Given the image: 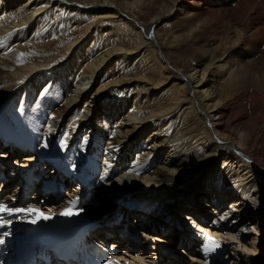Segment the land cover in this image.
Wrapping results in <instances>:
<instances>
[{
    "label": "bare ground",
    "instance_id": "1",
    "mask_svg": "<svg viewBox=\"0 0 264 264\" xmlns=\"http://www.w3.org/2000/svg\"><path fill=\"white\" fill-rule=\"evenodd\" d=\"M205 1L210 0H172L164 14L155 0H0V34L6 40L0 59L8 62L0 68V150H5L0 152V205L28 210L11 215L0 211V264L10 255L21 260L20 250L30 244L48 256L51 249H44L42 240L64 233L69 237L66 245L85 247L90 256L99 252L89 264H155L157 253L137 249L122 233L132 216L143 223L147 231L142 237L154 242L153 251H160L167 240L149 222L161 230L178 228L191 239L201 258H192V264H210L225 250L238 257L235 264L260 263L261 229L254 216L264 209V0H234L229 9L211 8L219 14L203 13ZM154 5L158 10L150 15ZM178 5L188 31L164 37L165 43L157 40L156 26ZM45 12L55 16L40 33L32 26ZM70 12L76 15L63 39L43 35L58 24L56 16ZM219 16L229 31L221 39L202 42L216 34ZM103 21L118 23L112 29L127 34L152 33L155 45L163 49L181 40L197 54L198 63L173 68L166 59L155 65L151 58L136 79L123 69L114 71L110 64L122 48L105 41L112 36L107 28L98 30L97 37L88 35L92 25ZM5 28L9 31L3 32ZM78 45L80 53L72 54ZM228 49L236 51L232 58ZM243 49L254 59L244 57ZM170 81L172 92L157 96L154 88ZM50 89L58 90L66 110L83 102L61 130L62 117L50 101L47 123H28L24 115L30 99H47ZM140 91L146 93L142 98ZM47 166L54 167L48 176ZM54 181L60 186L74 182L64 200L60 188L53 191ZM34 182L37 187L25 203L23 188ZM121 205L129 215H120ZM98 209L109 221L96 225L100 229L95 226L87 239L81 214ZM59 210L70 214L60 216ZM172 211L196 230L175 219L180 215ZM114 222L119 223L117 231ZM109 243L112 250L105 247ZM205 245L211 249L207 253ZM123 247L122 254L113 252Z\"/></svg>",
    "mask_w": 264,
    "mask_h": 264
},
{
    "label": "rangeland",
    "instance_id": "2",
    "mask_svg": "<svg viewBox=\"0 0 264 264\" xmlns=\"http://www.w3.org/2000/svg\"><path fill=\"white\" fill-rule=\"evenodd\" d=\"M123 0H119V2H122ZM129 1H133V0H129ZM157 3L160 2V6L162 9V13L165 14V11H167V4L170 3L169 1L172 0H155ZM234 0H210V1H205L204 2V6L201 7V10L204 11L205 10H209L214 11L216 14H219L220 11L219 10H223V9H229L232 5ZM124 6V5H123ZM177 9L175 10L176 12L172 11L169 17L164 18L162 21H160L158 23V25L156 26V33L157 35H159L156 39L160 40L162 42H166L164 40V37H167L171 34H179L181 36H183L182 34L188 31V20L185 18H183L182 15H179V11H180V5L176 6ZM212 7H216L218 9H211ZM208 8V9H205ZM156 10H158V8L156 7V5L152 6L149 8L150 11V15H152ZM206 13V11H205ZM76 13L70 12L67 15L64 16H56V19L58 21L57 25H53L51 29H46L43 32V35L45 36H51V37H55V38H64L65 34L68 33V31L65 30V27L69 30V28H72V24L74 22V17H75ZM55 14L52 13H44V16L41 20L37 21L32 27H35L37 30H41L46 27V23L52 18L54 17ZM80 16V15H79ZM220 18V23L216 26L217 31L216 34H211L209 35L207 40H202V30L203 27L199 28V30L196 32V39L197 40H202V42H211L215 39H221L223 38V35L226 34L229 30L228 27L224 24V19L222 16H219ZM138 19L140 21H146L147 22V18H143L142 16L138 17ZM9 20V19H8ZM183 20L184 23L183 25H181L179 22ZM33 23H31L30 25H32ZM3 26H5V23L3 24ZM113 26H119L118 23H111V22H107V21H103V22H98L95 23L94 25H92V27L89 30V37H93V35L95 34L96 37L99 35L98 34V30L100 31L101 29L107 28L106 32L110 33L109 35H112L111 38L109 39V37H106L105 41H108L109 43H111L114 48H122V51H119L116 55L114 60L112 61V63L110 64V67L112 66L113 68H116L114 71L116 70H122L126 71L128 74V77L130 78H134L136 79L137 77H140V69L142 70L145 66H148V63L146 64V62H148L149 60H151V58L153 59V62L155 65H159V64H165L163 62V59H166L167 64L170 65L171 67H177V68H181L182 65H187L189 66L190 64H195L197 65L198 63V58H197V54L193 53L192 51H189L188 49H186L185 47V42H181V40L179 41V43L176 44L175 47L173 48H165L163 49V47H158L157 45H155L154 41L155 39H151L152 37V33H144L143 34H138V31H133L130 32L129 34L126 33V31L123 30H113ZM10 27V26H9ZM9 31V29H4L3 32H7ZM104 30V34H107ZM120 32L124 34H127L128 36H123L120 34ZM25 33V32H24ZM3 34V33H2ZM0 34V47H2L5 44L6 40H1V35ZM127 40H126V39ZM210 40V41H209ZM181 42V43H180ZM120 46H119V45ZM95 46L97 45V43L94 44ZM110 45V44H107ZM94 46V47H95ZM105 45H103L104 47ZM81 51L80 46H76L75 49L72 51V54H79ZM131 51V58L128 57L127 53ZM165 51V52H164ZM228 56L230 58L233 57V55L236 53L235 50L232 49H228ZM240 52L243 54L244 57L249 58V59H254L253 55L248 54L246 49L240 50ZM167 58H166V57ZM7 59H0V68L4 65L7 64ZM142 63L143 65L139 64ZM167 66V65H166ZM158 69L155 68L154 73H157ZM102 75H100V77L98 78V80L101 78ZM162 78V77H161ZM153 79H158L157 78H153ZM96 80L93 81L92 85H95ZM173 84L171 81L168 83H164V85L159 88L156 89L154 88V92H156L157 96H168L169 93L172 92L173 90ZM91 85V86H92ZM97 87V85H95V88ZM50 94H49V98L46 99L45 98H40L38 101H35L34 99H30V101L26 104V109H25V117L27 118L28 123L32 122V123H37L42 121L43 123H47L50 120V116L52 113V109H49L50 106V102L55 104V108H58V113L59 115L62 117L63 120V124L60 126V130L62 128H64V124L66 122L71 121V119L74 116H77V114L79 113V109L83 106V102L80 103V106H77L75 109L72 110H66L63 104V101L61 100L60 95L58 94V92H56L55 90L57 89H50ZM58 91V90H57ZM49 92V90H48ZM146 93L144 91H140L139 92V98H142ZM149 98L140 100V102H146L148 101ZM150 104H153L152 102H149L148 105L150 106ZM54 111V110H53ZM34 118V119H33ZM30 124H28L27 126H29ZM32 126V125H31ZM30 127V126H29ZM98 135V133H97ZM76 147L78 146H74L71 147V149H76ZM26 149V148H25ZM5 150H0V152H3ZM10 151V149H9ZM22 151H24V148H22ZM27 155V154H25ZM24 155V156H25ZM23 156V155H22ZM49 168V169H48ZM54 168L53 166L48 167L46 169V173L45 175L48 176L50 169ZM67 169V170H66ZM69 169V165L65 164V170L64 171H68ZM5 177V176H4ZM202 178H200L201 180ZM62 180V179H61ZM65 180V179H63ZM36 182H34L33 184H35ZM55 184V187H53V191L57 188H60V190H58L60 197V200H64L65 199V194L67 190H70L74 184V182H70L68 183V181L65 182V184H63V186L58 185V181H54L53 182ZM68 183V184H67ZM32 184V185H33ZM1 180H0V186H1ZM16 183L11 184V190L13 188H15ZM37 187V186H35ZM198 184L197 186L193 185V189H198ZM36 189V188H34ZM24 192V193H23ZM22 193V197L21 200L24 201L25 203H27L28 201H30V197L32 196V194L34 193V190H32L31 192L24 190ZM27 194V195H26ZM32 201V200H31ZM228 205V203H226ZM121 207V208H120ZM119 208V212L120 215L122 216V212L126 213L127 215H129L130 213L128 211L125 212V210L122 209V205ZM60 216L64 213V212H60L56 211ZM173 213H176L179 216H175V219L181 221L184 223L183 219L181 218V213L178 211H172ZM90 213V211H89ZM88 212L86 213H82L81 215H83L82 218H85L83 220H85L86 222V227L87 224H91L93 227H95L97 224H102L104 222H108L109 220L106 219H102L103 215L106 212L98 209L95 211H92L91 214H89ZM256 213V212H255ZM254 215V212L252 213ZM94 215V216H91ZM111 216V214H110ZM109 216V217H110ZM124 216V215H123ZM122 216V217H123ZM98 217V218H97ZM170 217H174L173 215H171ZM255 219H258L259 221V226L261 229V235L258 234V243H259V248L261 249V251H263L264 253V209L263 212H261V214L258 216H254ZM89 218H91V222L89 221ZM133 219H131L129 222H127L128 225H126L124 227V229L122 228L125 225V222L122 221V226L120 228H122L124 231L122 233L127 234L131 240V243L138 249H146L147 252L149 253L148 255L153 256L152 254L157 253L158 257H156L155 260V264H192L191 263V259L192 258H199L201 260L200 257H197L198 255V251H199V247L196 246V244H192L193 241H191V239H187L185 235H183L178 228H175L174 231H169L167 228H162V230L160 229V227L158 226V224L156 223H152L149 222V224L151 225V227H153V229L157 230V233H159V235L163 236V240H167L166 244H162L164 247L162 249H160V251H153L154 249V242L150 241V242H146L145 238L142 237V234L144 231H147L146 228H143L142 224L143 223H138L136 222L137 218H135L134 216H132ZM122 219V218H121ZM96 220V221H93ZM139 221L143 222L142 219H139ZM114 226H116V231L119 230V227H117L119 225L118 222H114L113 223ZM186 225H189V227L193 228L196 230V227L194 224H191L189 222L185 223ZM107 225V224H106ZM113 226V227H114ZM97 227V226H96ZM177 230V231H176ZM89 232L85 233V236L87 237V239L90 237L88 235ZM69 238V237H68ZM162 238V237H161ZM97 241L98 238H97ZM100 245V244H99ZM104 245V244H103ZM105 246L109 248V250H112V245L109 244H105ZM130 252L136 253L135 251H133V249L129 248L128 249ZM188 251H190V257L188 256ZM90 252V250H89ZM114 253L116 254H122V252H124V247L122 249H118L115 248ZM129 254V253H127ZM35 256V252L33 254ZM242 256V255H241ZM236 260H238V257H236L235 255H232L231 253H229L228 250L222 251L221 256H217L213 258V262H211L210 264H235ZM128 261H132V258H130V260ZM150 262V260H147ZM257 261H260L259 264H264V256L259 257V259H257ZM152 262V261H151ZM238 264V263H237ZM256 264V262H255Z\"/></svg>",
    "mask_w": 264,
    "mask_h": 264
},
{
    "label": "snow or ice",
    "instance_id": "3",
    "mask_svg": "<svg viewBox=\"0 0 264 264\" xmlns=\"http://www.w3.org/2000/svg\"><path fill=\"white\" fill-rule=\"evenodd\" d=\"M23 55H24V53H21V56H23ZM0 211H7L9 213V215H11L13 212L19 213V212H26L28 210H26V209H20V208L9 209V208H6L3 205H0ZM63 214L64 215H69L70 213H63ZM42 218L43 219H49L50 217L43 216ZM35 222H36L35 220L32 221V223H35ZM0 243H3V241H0ZM214 247H218V245H214L213 248ZM209 250H211V249H209L208 245H205V252L207 253Z\"/></svg>",
    "mask_w": 264,
    "mask_h": 264
},
{
    "label": "water",
    "instance_id": "4",
    "mask_svg": "<svg viewBox=\"0 0 264 264\" xmlns=\"http://www.w3.org/2000/svg\"><path fill=\"white\" fill-rule=\"evenodd\" d=\"M93 221H96V220H93ZM91 222V221H90Z\"/></svg>",
    "mask_w": 264,
    "mask_h": 264
}]
</instances>
